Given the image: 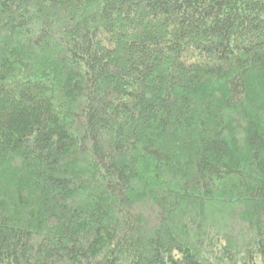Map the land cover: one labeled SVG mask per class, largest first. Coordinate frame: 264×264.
<instances>
[{"label": "trees", "instance_id": "1", "mask_svg": "<svg viewBox=\"0 0 264 264\" xmlns=\"http://www.w3.org/2000/svg\"><path fill=\"white\" fill-rule=\"evenodd\" d=\"M0 264H264V0H0Z\"/></svg>", "mask_w": 264, "mask_h": 264}]
</instances>
